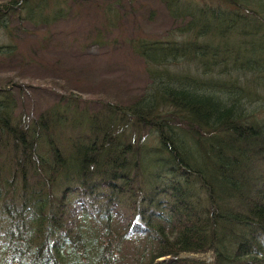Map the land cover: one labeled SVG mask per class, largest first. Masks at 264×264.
Instances as JSON below:
<instances>
[{
  "label": "trees",
  "instance_id": "obj_1",
  "mask_svg": "<svg viewBox=\"0 0 264 264\" xmlns=\"http://www.w3.org/2000/svg\"><path fill=\"white\" fill-rule=\"evenodd\" d=\"M81 1L0 0V64L22 61L20 31L55 49ZM161 1L170 27L123 40L139 93L65 86L35 108L0 70V264H264V0ZM85 2L87 41L115 50L127 2Z\"/></svg>",
  "mask_w": 264,
  "mask_h": 264
},
{
  "label": "rangeland",
  "instance_id": "obj_2",
  "mask_svg": "<svg viewBox=\"0 0 264 264\" xmlns=\"http://www.w3.org/2000/svg\"><path fill=\"white\" fill-rule=\"evenodd\" d=\"M125 2L126 9H129L127 24L121 29L115 27L106 32L109 33L106 37L109 42L118 38L117 47L113 51L109 49L114 46L111 43L106 46L87 41L91 38L89 36H93L92 33L96 34L95 21H101L102 17L91 2L85 0L73 6V12L69 17L53 22L49 27L52 35L50 40L52 46H56L55 49L37 47L47 33L43 25L39 30L31 31V28V32L21 36L19 35L23 31H20L17 35L20 38L18 53L23 59L18 60L22 61L0 64V70L12 69L13 76L32 84V87L23 89V94L20 95L22 102L24 99L28 106L32 105L35 108L45 106L54 101L52 93L64 91L65 86L72 87L76 94L80 93L83 96H98L99 93H104L109 97L114 93L124 95L127 92V95H131L141 92L146 82L143 63L137 55L124 47L123 40L137 35L140 31H143L142 34L146 37L158 36L160 32L170 27L173 19L161 0ZM131 7L133 9L130 10ZM0 39H3L1 34ZM54 54L58 56V60L52 66L45 61L54 60ZM29 56L32 59H29ZM40 59L44 60L43 64L38 63ZM182 254L212 259L211 252Z\"/></svg>",
  "mask_w": 264,
  "mask_h": 264
}]
</instances>
